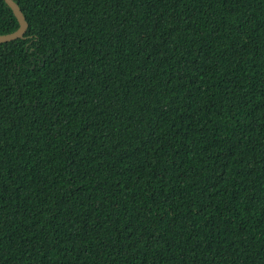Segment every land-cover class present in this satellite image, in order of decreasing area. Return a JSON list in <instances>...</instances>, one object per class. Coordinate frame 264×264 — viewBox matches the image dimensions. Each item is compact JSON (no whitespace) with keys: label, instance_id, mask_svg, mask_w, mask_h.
Segmentation results:
<instances>
[{"label":"trees","instance_id":"16d2710c","mask_svg":"<svg viewBox=\"0 0 264 264\" xmlns=\"http://www.w3.org/2000/svg\"><path fill=\"white\" fill-rule=\"evenodd\" d=\"M13 1L0 264H264V0Z\"/></svg>","mask_w":264,"mask_h":264},{"label":"water","instance_id":"95a60500","mask_svg":"<svg viewBox=\"0 0 264 264\" xmlns=\"http://www.w3.org/2000/svg\"><path fill=\"white\" fill-rule=\"evenodd\" d=\"M4 1L8 4V6L14 12V14H15V16H16L19 24H20V28L12 34L0 36V43L10 42V41L22 38L28 29L27 19L24 16L23 12L18 7V5L13 0H4Z\"/></svg>","mask_w":264,"mask_h":264}]
</instances>
